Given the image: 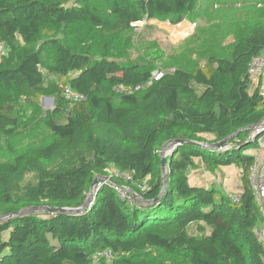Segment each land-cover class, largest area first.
I'll return each instance as SVG.
<instances>
[{
	"label": "trees",
	"instance_id": "16d2710c",
	"mask_svg": "<svg viewBox=\"0 0 264 264\" xmlns=\"http://www.w3.org/2000/svg\"><path fill=\"white\" fill-rule=\"evenodd\" d=\"M211 2L0 0V42L8 47L0 56V264H264L256 233L264 216L249 183L259 144L248 138L264 120V75L254 85L248 74L252 59L264 56V18L244 27L229 54L209 46L195 52L202 60L188 57L151 85L159 68L129 60V37L125 50L117 47L136 22L178 24ZM66 87L86 99L71 105ZM44 96L53 97L52 108L41 106ZM237 132L229 149L175 145L162 191V146L212 144ZM202 164L239 168L240 201L193 181L189 171ZM97 174L149 204L101 181L80 213L16 214L81 207Z\"/></svg>",
	"mask_w": 264,
	"mask_h": 264
},
{
	"label": "rangeland",
	"instance_id": "374dc122",
	"mask_svg": "<svg viewBox=\"0 0 264 264\" xmlns=\"http://www.w3.org/2000/svg\"><path fill=\"white\" fill-rule=\"evenodd\" d=\"M260 18H264V5L243 3L242 0H212L211 6L205 12L199 10L195 17L187 16L178 24L160 19H155L156 22H153V19L136 22L133 28L119 35L116 42L118 48L125 50L124 41L129 37L130 47L126 48L129 60L142 61L154 69L172 71L176 63L185 61L188 57L202 60L203 58L195 52H203L209 46H216L218 54H229L244 27ZM257 78L258 76L253 78L254 85L258 82ZM53 105L54 99L41 98V106L44 109L52 108ZM166 149L163 153L169 155ZM197 169L189 171L194 179L200 177L197 173L201 169L205 178L213 177L223 183L233 180L232 185H228L234 188L231 189L234 192L242 186L239 168L229 167L214 172L202 164V167ZM110 171L113 173L117 170L111 168ZM217 188L223 190L224 187L218 185ZM51 241L55 242L53 238Z\"/></svg>",
	"mask_w": 264,
	"mask_h": 264
},
{
	"label": "built area",
	"instance_id": "2783aa9c",
	"mask_svg": "<svg viewBox=\"0 0 264 264\" xmlns=\"http://www.w3.org/2000/svg\"><path fill=\"white\" fill-rule=\"evenodd\" d=\"M8 52V47L5 43L0 42V56L5 55ZM164 71L159 68L153 72L152 77L147 82V85H151L154 80H158L162 77ZM248 74L250 78H255L260 75H264V56H256L252 59L249 64ZM144 85H138L137 87H129L124 88L122 87L120 91H128V92H135L142 89ZM64 95L70 101V104L73 105L76 102L85 100V96L73 91L70 87H66ZM263 134V135H262ZM258 136H261L258 138ZM248 138L252 141L257 140L259 144V148L257 150V154L254 160V163L250 169L249 174V183L253 189L254 196L260 206L262 215L264 216V120L261 121L248 135ZM240 138H236V141H228L227 143L223 144L219 147H210V148H217V149H229L233 147L237 142H239ZM112 176L116 178L125 179L129 181L132 179V174L129 171H116L113 172ZM111 176V177H112ZM111 183V182H110ZM114 189L118 192V194L124 198L133 200L135 197V193L125 185H121L118 183H111ZM227 194L231 197L235 202H239L242 196V191H232L227 189ZM256 233L260 239H264V226H260L256 229ZM104 257L108 261H111L114 258V253L111 250H106L102 253Z\"/></svg>",
	"mask_w": 264,
	"mask_h": 264
},
{
	"label": "water",
	"instance_id": "95a60500",
	"mask_svg": "<svg viewBox=\"0 0 264 264\" xmlns=\"http://www.w3.org/2000/svg\"><path fill=\"white\" fill-rule=\"evenodd\" d=\"M153 22H156V20L153 19ZM168 25H170V24L168 23ZM42 98L53 99V97H46V96H44ZM255 126L256 125H250L248 127H245L244 130L254 128ZM237 134H238V132L232 134L231 136L227 137L226 139H223V140H221V141H219L217 143H212V144L204 143V142H196L195 140H192V139H174V140L169 141L165 145L168 144L170 146L169 155L171 156V154H172L171 152H172L174 146L179 144V143H182V142L194 143L195 142V143H199L200 145L206 146V147H219V146H222L223 144L227 143L228 141H230ZM164 146H162L161 151H160L161 163H162V169H163V176H164V183H163V190L162 191L165 190L166 185H167V170H168V166H169V163L167 161V157L169 155H168V153L167 154L163 153ZM101 181L116 183L114 178L111 177L110 175L97 174L94 177L93 183H92V185L90 187V190H89V193H88V195L86 197V200H85L84 204L81 207H76V208H71V207H69V208H57V207H47V206H32V207L24 208V209L20 210L19 212H17L16 214L22 215V214H26V213L40 212V211H50V212H56V211H62V212L65 211L66 212L67 211V212H72V213H80L81 211L85 210L86 208H88L89 206H91L93 204V201H94L95 196H96L97 191H98V187L102 183ZM135 199H141V198L135 196L134 200ZM140 201H141L142 205H146V204L148 205L149 204L147 201H145L143 199H141ZM3 218H5V216H0V220H2Z\"/></svg>",
	"mask_w": 264,
	"mask_h": 264
},
{
	"label": "crops",
	"instance_id": "0c3cea01",
	"mask_svg": "<svg viewBox=\"0 0 264 264\" xmlns=\"http://www.w3.org/2000/svg\"><path fill=\"white\" fill-rule=\"evenodd\" d=\"M221 170H225V168H222ZM201 171H203V170L200 169V172L197 173V175H199L200 177H199V178H195V179L192 178L193 181H195V182H197V183H199V184L207 185V186H209V185H213V184H214V185L217 187L218 185H220L221 187H224V188H223L224 190H227V189H230V190H231V189H234V188H231V187H230V186L232 185V183H233V182H232L233 180L230 179V180H231L230 182L226 180V182L223 183V182H221V180H220V181H217V180H214L213 177H211V178L208 177V178L210 179V180H209L208 178H205V177H204V175H203V173H201ZM219 171H220V170H218L217 172H219ZM230 183H231V185L229 186L228 184H230ZM241 187H242V186H240L239 189H241Z\"/></svg>",
	"mask_w": 264,
	"mask_h": 264
},
{
	"label": "bare ground",
	"instance_id": "6f19581e",
	"mask_svg": "<svg viewBox=\"0 0 264 264\" xmlns=\"http://www.w3.org/2000/svg\"><path fill=\"white\" fill-rule=\"evenodd\" d=\"M169 148H170V147H168L166 150L169 151Z\"/></svg>",
	"mask_w": 264,
	"mask_h": 264
}]
</instances>
